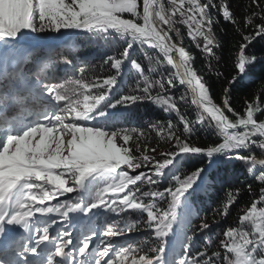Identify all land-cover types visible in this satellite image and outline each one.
<instances>
[{
	"label": "snow or ice",
	"instance_id": "1",
	"mask_svg": "<svg viewBox=\"0 0 264 264\" xmlns=\"http://www.w3.org/2000/svg\"><path fill=\"white\" fill-rule=\"evenodd\" d=\"M228 29L231 47L218 39ZM69 31L120 44L107 74L85 77L81 67L79 78L56 82L45 54ZM185 33L219 93L194 66ZM138 47L156 50L155 63L134 58ZM125 65L133 86L120 94ZM156 65L171 70L155 78ZM64 66L76 71L67 57ZM257 66L264 70V0H0V264H264V83L242 111L233 103ZM141 105L172 118L115 126ZM201 131L216 140L198 145ZM220 161L239 162L244 180L213 210L222 219L209 221L196 197L212 190ZM89 179L102 183L85 202ZM245 193L254 199L215 243L208 233ZM97 209L116 218L74 235L72 215ZM137 231L152 234L147 251L117 242Z\"/></svg>",
	"mask_w": 264,
	"mask_h": 264
},
{
	"label": "trees",
	"instance_id": "2",
	"mask_svg": "<svg viewBox=\"0 0 264 264\" xmlns=\"http://www.w3.org/2000/svg\"><path fill=\"white\" fill-rule=\"evenodd\" d=\"M241 2H246V0H241ZM224 27L225 26L223 22H221L217 25V30L224 29ZM218 39H220V42L222 44L227 42V47H231V30L228 29L226 31H218ZM185 45L188 47V50L196 57L194 66L200 71L202 75L205 76L206 79H208L209 84L214 86V91L216 93H219V90L222 87L221 81L218 80L215 76H210L204 70L203 64L205 58L200 55L198 51L189 44L188 41L185 42ZM49 49L50 52L46 53L45 55H51L50 68L52 69V74H55L58 77L56 82H62L66 79L79 78L81 76V73L79 71L81 67L86 69L84 73L85 77L90 78L94 74H107L109 72V67L104 64L105 59L108 56H111L114 53L118 52L119 50H122L120 44L114 41L106 42L104 40H97L87 35H78L75 32H72V34L66 39V41L54 45H49ZM58 53H62V55ZM256 54L258 56L260 55L259 48L256 49ZM146 55L153 56V63H155V59L157 57L156 50L147 47H138L137 50L133 53L134 58L137 59L143 58ZM64 57L73 60L76 71L73 72L65 69ZM144 63L145 65H147L146 60L144 61ZM156 67L157 73L155 74V78H159V75L161 73H166V71L171 70L165 65H156ZM221 70L223 71V67H221ZM262 71L264 70H262L260 66H257V68L255 69V75L250 76L240 82V85L236 89V98L233 101L234 106L237 110L242 111L243 100L254 96L259 91L261 84L264 83V81L260 79ZM133 77L134 73L128 68L127 65H125L124 75L120 83V94H124L130 87L133 86ZM183 91L184 89L180 88L176 94L179 95ZM171 118V116L160 112V110L154 105H141L139 108L131 109L127 112H121V114L117 118V121L115 122V126L125 128H139L147 120ZM193 139L198 145H204L215 141L216 136L201 131L197 133V135L194 136ZM157 143V138L153 137V139L148 141V146L156 147ZM136 144L137 142L133 141L131 147L135 148ZM159 144V150L161 151L167 147V144L162 141L159 142ZM206 162L207 161L203 158H192L191 161H189L190 164H194L196 166H199V164ZM211 171L212 175L216 177L212 190L207 193H200L196 197L197 211L199 212L200 216L207 215L209 221H211L212 219H222L219 216L214 217L213 210L216 209L221 203L226 201L227 194L229 193V191L233 190L234 186L240 187L241 182L244 180V175L242 174L243 169L241 168L239 162L236 161H220L214 166ZM249 182L253 183L251 180H249ZM101 183L102 181L99 179L87 180L85 182L86 188L84 193H79V195L84 199L85 202L90 201L95 190L101 185ZM243 187L246 189L247 185L245 184L243 185ZM253 188L255 190H258V186L255 183H253ZM75 195H77V193L74 195L69 194L66 199L71 200ZM252 199H254V197H251L247 195V193H245L242 196L240 202L231 209L230 215L226 219H223L221 224L213 226L211 232L208 233V235L211 236L212 240L215 243H218L217 237L220 235L222 229L228 226H237L238 216L242 214L241 209L250 204ZM63 200L65 199H62L59 202H62ZM115 218L116 217H112L111 214L106 213L103 209H97L89 217L84 218V221L80 226V230L91 226H96L97 229H99V227H102L104 223ZM128 219L131 223H140L141 227L143 226L142 221L144 217L140 215L132 214L128 217ZM198 223V219L192 220L193 225ZM118 238L119 244L127 245L128 243H132L138 247H141L144 251H147V249L154 244L152 234L144 231H137L129 236H122ZM197 243L203 246L202 238ZM171 246L173 249H175L176 242H172Z\"/></svg>",
	"mask_w": 264,
	"mask_h": 264
},
{
	"label": "rangeland",
	"instance_id": "3",
	"mask_svg": "<svg viewBox=\"0 0 264 264\" xmlns=\"http://www.w3.org/2000/svg\"><path fill=\"white\" fill-rule=\"evenodd\" d=\"M182 32H183V29H182ZM68 32H66L64 35H66ZM54 35V34H53ZM63 35V36H64ZM62 36V37H63ZM186 34H185V36H184V46L186 47V49L188 50V47L185 45V42L186 41H188L186 38ZM189 42V41H188ZM57 43H59V41H57L56 43H53V44H51V45H54V44H57ZM32 44H35V42H32ZM190 44V43H189ZM190 45H192V44H190ZM29 46H31V45H29ZM189 51V50H188ZM84 188H85V185H84V187H83V190L80 192L81 194L84 192ZM74 194H76V193H73V194H70V195H74ZM68 197V196H67ZM67 197H61V198H59V200H55V201H53L52 203H58L59 201H61L62 199H66ZM75 215H72V221H73V230H74V235H78L79 234V232L81 231L80 230V226L82 225V223H83V221H84V218H85V216H84V214L82 213V212H77V213H74ZM76 216V217H75ZM58 227V226H57ZM55 230H56V228L53 230V233L55 232ZM118 239V241H119V238H117ZM175 239V238H174ZM174 239H172V240H174ZM117 241V242H118Z\"/></svg>",
	"mask_w": 264,
	"mask_h": 264
},
{
	"label": "bare ground",
	"instance_id": "4",
	"mask_svg": "<svg viewBox=\"0 0 264 264\" xmlns=\"http://www.w3.org/2000/svg\"><path fill=\"white\" fill-rule=\"evenodd\" d=\"M183 32H184V30H183ZM186 34V33H185ZM65 37V36H64ZM186 39L188 40V38H187V36H186ZM189 41V40H188ZM189 43L191 44V42L189 41Z\"/></svg>",
	"mask_w": 264,
	"mask_h": 264
},
{
	"label": "built area",
	"instance_id": "5",
	"mask_svg": "<svg viewBox=\"0 0 264 264\" xmlns=\"http://www.w3.org/2000/svg\"><path fill=\"white\" fill-rule=\"evenodd\" d=\"M198 51V50H197Z\"/></svg>",
	"mask_w": 264,
	"mask_h": 264
},
{
	"label": "water",
	"instance_id": "6",
	"mask_svg": "<svg viewBox=\"0 0 264 264\" xmlns=\"http://www.w3.org/2000/svg\"><path fill=\"white\" fill-rule=\"evenodd\" d=\"M71 32V31H70Z\"/></svg>",
	"mask_w": 264,
	"mask_h": 264
}]
</instances>
